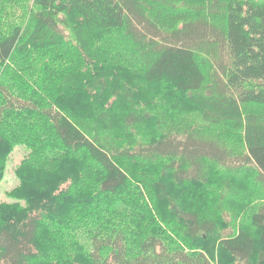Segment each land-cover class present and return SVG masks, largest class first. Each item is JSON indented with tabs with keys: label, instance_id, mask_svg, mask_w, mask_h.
Wrapping results in <instances>:
<instances>
[{
	"label": "trees",
	"instance_id": "16d2710c",
	"mask_svg": "<svg viewBox=\"0 0 264 264\" xmlns=\"http://www.w3.org/2000/svg\"><path fill=\"white\" fill-rule=\"evenodd\" d=\"M0 1V264H264V0Z\"/></svg>",
	"mask_w": 264,
	"mask_h": 264
},
{
	"label": "rangeland",
	"instance_id": "374dc122",
	"mask_svg": "<svg viewBox=\"0 0 264 264\" xmlns=\"http://www.w3.org/2000/svg\"><path fill=\"white\" fill-rule=\"evenodd\" d=\"M25 1L26 0H14L13 2L12 1L6 2L5 3V13L3 14L1 22L5 19L10 18L12 15L16 16V20H18L19 16H21L26 11V8L25 7L23 8L21 6L22 4H20V2H25ZM1 3H2V1H0V6H1ZM27 18H28L27 16H26V18H23L22 22L24 21V19H25L24 22H26ZM11 19L13 20V18H11ZM82 70H84V68ZM227 146L229 148H237L238 149V147H241L242 144L240 142L235 147V145H230L227 143ZM29 151L30 150L28 149L27 145L25 143H22V142L16 144L12 148V151L10 152L8 159H7L8 161L6 162V168H5L4 175L0 179V204H21L23 206L26 204V202L24 200L17 199L16 196L11 194V192L15 188H17L21 183V179L19 178L20 176L16 173V171L19 168L22 160L28 155ZM233 186L236 189V184L233 183ZM201 194L203 196L205 204H199L198 202L197 203L199 205L196 204L194 202L196 200V196L194 199V197L190 195V197L188 198L189 204H187L188 208H190V209H202L205 213H207L209 215L211 214L213 216H217V214L215 212H213L211 209L217 203L218 199H215V198H217V196L215 197L213 195V193H210L205 188L201 189ZM241 194H242V192H241ZM258 197L259 196L256 197V203L260 202L261 201L260 199H262V198H259V200H258ZM200 205H203V206L201 207ZM157 213L161 214V210L157 211ZM224 220H226V219L224 218ZM227 222L228 223L226 225L219 222L220 227L223 228V227L229 225L231 222H233L232 213H231V215L227 216ZM184 245L186 247H189V245L187 243ZM211 256H213L212 257L213 264H219V262L222 264H228V262H229L228 257H226L222 253H220L219 249H215V251H213L211 253ZM218 259H219V261H218Z\"/></svg>",
	"mask_w": 264,
	"mask_h": 264
}]
</instances>
